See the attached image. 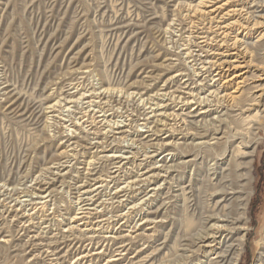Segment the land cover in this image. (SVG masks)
<instances>
[{"label": "bare ground", "instance_id": "bare-ground-1", "mask_svg": "<svg viewBox=\"0 0 264 264\" xmlns=\"http://www.w3.org/2000/svg\"><path fill=\"white\" fill-rule=\"evenodd\" d=\"M192 3L195 4L193 5ZM182 9L185 12V20L182 17L180 18L182 14H179V16L178 14L173 15L176 19L174 22L172 21V24L169 21L167 25L168 32L166 33H169V37L172 39L177 37V40H172L171 42L178 43L183 41L185 43L181 45L183 47L180 52L185 56V60L188 61L187 64L190 65L191 74L182 73L184 70L180 68L173 70L174 74L167 78L162 86L159 89L157 88L156 92H153L152 95H148L151 93L149 91L152 90L150 83L154 82L155 84L156 79H153L151 74H148V77L143 78H148L151 81H148V84L145 83V86L142 83L143 88L138 90L134 96V99L138 96L137 101H141L142 99V102H145L143 107L149 105L145 109L146 111L139 113V116L143 117L142 121H145V124L142 125L147 128V131H144L147 136L144 137L142 131H137V133L136 131L132 132L131 135L134 137L133 140L136 144L145 145L148 149L152 148L151 153H147V149H144L145 151L141 150L144 152L143 158L141 156L142 160L138 161L135 157L136 154L134 155L130 152L131 150L123 153L119 151L122 149L120 148L122 144L119 147L115 142L129 132L125 131V128L131 129L132 123L136 119L132 114L131 118L128 119L130 116L128 114L125 117L129 121L128 124L126 122L123 125V121H111L115 118V114L108 107L110 99H108L109 96L107 94H109L110 89H105L101 85L98 88L85 90L77 83L70 85L63 94L61 93L60 96L63 95L62 98L47 103L45 107V114L51 115L53 119L60 123L59 137L65 139V142L61 143L63 150L57 156H60L59 158L63 161L61 162L60 159L55 160L56 163H53V166H51L52 170L48 171V174L52 176L47 178L48 182L44 181L39 186L37 185L39 184L38 182L31 189L17 191L13 189L7 190L6 188L0 191V209L2 210L0 218L6 221L5 224L0 221V258L4 253H8V258L12 262L13 260L19 263L25 261L24 264H96V261L101 259L107 248L104 250L102 248L100 250L99 248L93 249L92 243L95 240L93 238H100L98 237L100 233H113V236H105L104 238H108L107 242L111 241L112 246H117L118 244L120 246H117L115 250L112 249L113 251L111 250L110 253L112 255L106 257L108 259L105 263L117 264V262L124 258L122 257L124 253L127 252V246L123 245V239L128 238L131 240L134 238L135 240H140L144 236L150 237L151 234L144 235L142 231L154 229L155 224L165 223L162 221V212L168 203L160 201V195L162 194L161 187L160 185L153 186L154 188L147 187L155 184L161 178L165 184L166 179L169 180L172 172L195 166L194 162L197 156L193 160L177 161L185 159L189 155L187 152L191 148L197 150L196 147H205L208 150L204 153V157L207 152H213L215 155L213 161H219L218 164L213 162L210 166L207 165L209 168L208 170L206 169L210 176V187H212L210 196H208L209 200L214 201V204L211 210L202 211V208L198 211L200 229L192 238L190 245H187V248H182L180 251L184 254L183 258L186 262L189 261V258L196 257L199 254L204 259V261H199V264H237L244 245V234H241V232L244 233V231L248 230L246 208L251 194V165L253 154L255 153V138L252 137L254 133L251 130L253 126L257 125L259 127L264 123V86H253L257 89L255 92H261L258 96L259 100L261 99L259 103L260 107L254 117H249V113L248 116L246 115L247 117L241 119L242 123H247L246 129L236 127L228 119L232 117V114L237 112L243 116L251 110L250 107L255 106L253 104L245 108L237 102L238 96L235 97L233 94L236 95L239 91H242L239 89H242L240 86L244 87V84L248 81L255 84L264 79L262 75L253 76L246 70L253 67V56H259L264 53V0H191L185 5L183 4ZM177 10H179V6ZM164 54L177 58L180 57L174 52L173 54L171 52H165ZM247 59L248 61H246ZM166 61L172 60L167 59ZM177 61H180V59H177ZM165 67L175 68L172 62H168ZM237 69H245L246 71L233 74L231 77L225 75L227 72ZM179 79L184 80L181 82ZM178 81L181 84H178ZM232 82L235 88L231 93H228L226 92L227 86L231 85ZM191 85L195 86L190 88ZM237 89L239 90L236 91ZM14 96L10 94L7 97L9 98L8 101L14 99ZM144 97L146 98L144 99ZM17 100L11 101L13 103L8 110H11ZM114 100L111 103L120 105L121 99ZM164 101L174 102L175 105L172 103L165 106L160 105ZM69 107L74 108L71 111L73 115L71 118H69V114L68 116L62 115L63 112H70ZM137 107H139L138 104ZM14 109L15 114L20 117H25L27 114V111L20 107V105L14 107ZM35 110L30 111L31 114L29 113L30 115L27 120L37 115L35 114ZM124 110L126 111V109ZM41 111L39 109L38 114ZM108 112L110 114H107ZM66 118L69 119L65 120ZM208 118L210 119L208 120ZM175 121L179 122L178 124L181 123V126L177 125L179 129L175 128L177 127L174 126ZM252 123L253 125H251ZM77 131L78 133L76 134ZM138 132H141V134ZM105 133V137H101ZM79 134H85L87 139H89V136H92L90 140L96 141L94 143L84 141L83 137H80ZM162 135H164L163 138H161ZM116 136L120 137L116 138ZM153 136L155 138L151 139ZM204 139L207 140L204 141ZM238 139H240V143L236 145V150L228 151ZM196 140H203L204 142L198 143L195 142ZM126 147L127 149L133 148L131 145ZM91 150L95 151L92 152ZM227 151L229 152V155H227L229 157L228 160L224 157ZM89 154H92V156L87 161L80 159ZM128 154L132 156L130 157ZM159 155L161 159H157L156 161L155 158ZM169 156L170 159L167 161ZM154 160L160 166L148 168ZM98 162H108V165L112 166V170L107 171L106 174L99 173V170L96 169ZM220 165L224 166L219 168ZM152 166H155V164ZM143 169L146 171L140 173ZM64 170H67V172L61 175L60 173ZM217 170L220 171L218 172ZM72 172L76 176H73ZM160 173H164L165 175H160ZM70 177L71 180H69L67 189L70 190V195H75L76 206L74 216L64 219L68 225L64 226L66 230H61V235L58 238L50 237V242H46V235L51 234L50 225L47 223L51 220L53 221L54 218L49 219L50 214L41 213L39 215L37 211H33L36 210L37 205H41L45 209L47 202L51 201L50 199L53 197L55 191V189L53 191V189L49 188L54 187L56 182H61ZM70 181L74 182L71 183ZM110 184H113L111 188H109ZM166 184L168 185V182ZM174 184L176 183L174 182ZM5 185H1V187H6ZM42 185H48V187L45 189L46 186L43 188L41 187ZM177 187L175 189H173V186L166 187V190L170 193L168 194L169 197H166L169 202H171L170 199L178 201L180 195H175V193L182 194L184 192L183 188H179L178 183ZM159 202L161 204H158ZM138 204H142L143 207ZM137 205L139 209L142 207V211L145 208V211L140 214L138 224L136 223L130 227L133 221V217L130 215L138 210ZM41 207L39 206L38 208ZM124 209L127 211L124 212ZM54 213L52 212V215ZM5 215L6 217H4ZM159 215H161V218L158 221L156 219ZM7 218L8 220H6ZM83 220H86V222L79 223V225L83 226L82 230L80 228L76 229L77 227H74L76 225L70 226L72 223ZM34 221L36 222L34 223ZM117 222L120 226L118 225L119 227L114 229V223ZM40 225L44 227L42 226L43 228H41ZM149 225H153V227L146 230L143 229L144 226L149 227ZM124 228H127L128 231L122 230ZM35 229L37 231H34ZM21 232L27 238L26 242L15 238L14 234L19 236ZM123 232H129L131 235L127 233V235L121 236ZM75 233L78 235L75 236ZM30 234L33 235L29 236ZM132 234L136 235L132 238ZM43 242L45 243L43 244ZM77 244L79 245L78 248L76 247ZM59 245L61 247L64 246L63 249H66V251L63 253V249L59 251L57 247ZM176 246L178 247V245ZM88 247L92 248L88 249ZM129 249L131 248L129 247ZM26 255L31 256L27 258Z\"/></svg>", "mask_w": 264, "mask_h": 264}, {"label": "rangeland", "instance_id": "rangeland-1", "mask_svg": "<svg viewBox=\"0 0 264 264\" xmlns=\"http://www.w3.org/2000/svg\"><path fill=\"white\" fill-rule=\"evenodd\" d=\"M186 1L190 2L191 0H0V191L6 188L7 190L13 189L17 191L31 189L36 183L39 182V184H37L39 186L44 183V181L48 182L49 180H47V178L52 177L48 174V171L52 170L51 166H53V163H56L55 160L60 159V156L57 155L63 150L61 143H64L65 139L59 137L60 133L58 132L60 123L53 119L51 115L49 116V114H45V107L47 106V103L62 98L63 95L60 96L61 93L63 94L65 90L74 83L79 84L82 89L85 90H89V88H98L101 85L105 89H110L109 94H107V96H109L108 99H110V103H108L110 105H108V107H110L109 109L115 114V118L111 121H123L122 124L124 125L126 122V124L129 122L127 118H125L128 114L130 115L128 119H130L132 115L135 116L134 118L136 121L132 123V130L125 128V131L129 132L121 139L119 138L120 136H116L119 140L117 139L115 144L119 147L122 144L120 147L122 149L119 150L121 153L131 150L130 152L134 155L136 154L135 157L138 161L143 158L142 155L144 152L141 150L147 149V153H151L153 150L152 148L148 149L145 145L141 146L140 144L138 145V143L136 144L133 140L134 137L131 135L132 132L136 131L137 133V131H142L144 137L147 136L144 132L147 131V128L142 125L145 124V121H142L143 117L139 116V113L146 111L145 109H147L149 105L143 107L145 102H142V99L141 101H137L138 96H136L135 99L134 96L138 90L143 88L142 83L145 86L148 84V81H151L148 78H143L148 77L150 74L153 79H156V83H150L152 90L149 91L151 93L148 95H152L153 92H156L157 88L159 89L163 82L174 74L172 71L175 69L177 70L180 68L184 70L182 73L191 74V69L189 68L190 65L187 64L188 61L185 60V56L180 52L183 47L181 45H184L185 43H183V41L178 43L171 42L172 40H177V37L172 39L169 37V33H166L168 32L167 25L169 24V21L172 24V21L174 22L176 19L173 15L178 14L179 16V14H182L180 15V18L182 17V19L185 20V12L182 8L183 4L185 5L187 3ZM173 6L175 7L173 8ZM178 6L179 10H177ZM178 11H180V13H178ZM169 44L170 46H168ZM165 52H171L172 54L173 52L175 54L180 52L178 54L180 57L167 56L164 54ZM167 59L172 60L168 62H172V65H174L175 68L165 67V65L168 64L166 61ZM177 59H180V61H177ZM252 60L253 67L247 68L246 70H248L253 76L262 75L264 78V53L259 56H253ZM184 61L186 62L184 63ZM246 61H248V59ZM246 70L237 69L229 71L225 75L231 77L233 74H239L241 71ZM183 80L179 79L181 82H183ZM178 84L181 83L179 82ZM231 85L233 86V82ZM231 85L227 86L228 88L226 87V92L231 93L233 91L235 86L232 87ZM257 85L264 86V79L255 84L248 81L244 84V87L240 86L242 89H239L242 91H239L236 95L233 94L235 97L238 96L237 102L245 108L249 107L248 105H255L250 107L251 112L249 111L243 116L237 112L232 114V117L228 119L240 129L247 128V123H242L241 119L247 117L249 113V117H254L260 107L259 103L261 99L259 100L258 96L261 92H255L257 89L254 88ZM194 86L195 85H191L190 88ZM129 92L130 94H128ZM8 94L15 95V98L11 99V101L18 99L11 110L8 109L13 102L11 103V101H8ZM118 96L121 97L119 98ZM145 98L146 97H144V99ZM118 99H121L120 105L123 109L117 103H111L113 100L117 101ZM170 103L175 105L174 102L170 101H164L160 105L165 106ZM137 104L139 107H137ZM18 105L27 111L25 117H20L15 114L14 107ZM36 108L38 109L35 110ZM69 108L70 112H63L62 115L68 116L69 114V118H71L73 117L71 111H73L74 108ZM39 109L42 111L38 114ZM124 109H126V111ZM32 110H35V114L37 115L31 117L32 119L27 120L28 116L31 114L30 111L32 112ZM110 112L107 114H110ZM69 118H66L65 120H68ZM209 119L210 118H208V120ZM175 122L174 126H181V123L178 124L179 122ZM251 125H253V123ZM178 126L175 128L179 129ZM150 129L152 128L150 127ZM251 132L254 133H252V137L255 138V153L253 154V162L251 165V194L246 208V224L248 230L244 231V233L241 232V234H244V245L237 264H264V123L259 127L257 125L253 126ZM77 133L78 131L76 134ZM138 133L141 134V132ZM79 135L80 137H83L84 141H91V143L96 141L90 140L92 136H89V139H87L85 134ZM105 135L106 133L102 134L101 137H105ZM163 137L164 135H162L161 138ZM154 138L155 136L151 137V139ZM205 140L207 139H204V141ZM204 141L196 140L195 142L200 143ZM239 143L240 139L236 140L228 151L235 149L236 145ZM130 145L133 146V148L127 149L126 146ZM196 148L197 150L191 148V150L187 152L189 155L185 159L177 161L193 160L194 157L197 156V160L195 159L194 162L195 166L193 165V167L190 166L186 169L172 172L169 178V180H171L169 181L166 179L165 184L161 178L158 179L156 183L154 182L155 184L147 187L154 188L153 186L160 185L162 192L160 195V201L168 203L165 206V210L162 212V221L165 223L158 225L155 224L154 229L151 230L146 229L153 227V225H149V227L144 226L143 229L146 231L143 230L142 232H144V235L151 234L150 237L144 236L141 237L142 240H135L133 237L137 234L136 233L134 235L132 234L134 240L128 238L123 239V245L127 246V252L124 253L122 256L124 258L117 262V264H199V261H204L202 256L198 254V256L189 258V261L186 262L183 258L184 254L180 251L182 248H187V245H190L192 238L200 229V224L198 223L200 221L198 211L202 208V211L211 210L214 204V201L209 200L212 187H210L211 181L207 170L209 168L208 166L213 162L218 164L219 161H213L215 157L213 152H207L204 157V153L208 148ZM91 151L94 152L95 150ZM228 151L224 156L226 157V160L229 159V157H227V155H229ZM90 156H92V154L86 155L80 159L82 161H87ZM129 156L131 157L132 155ZM80 159L79 161H81ZM157 159L160 160L161 156L159 155L155 158L156 161ZM169 159L170 156L167 158V161H169ZM155 160L148 168L160 166L158 163H155ZM62 161L63 160H61V162ZM154 164L155 166H152ZM96 166L99 173L102 172L101 174H106L107 171L112 170V166L108 165V162H98ZM221 166L222 165H220L219 168H221ZM129 169H131V167H129ZM67 170H64L60 174L64 175ZM145 171L146 170L143 169L140 173ZM217 171L219 172L220 170ZM71 174L76 176L73 172ZM160 175L165 174L160 173ZM69 180H71V177L62 180L61 182L58 181L54 187L49 188L53 189V191L55 189V191L53 197L50 199L51 201L47 202V205L45 206L46 210L44 207H41V205H37L36 210L33 211H37V214L39 215L41 213L46 215L50 214L49 219L52 217L54 218L53 221L51 220L47 223L50 225L51 234L46 235V242H50V237L58 238L61 235V230H66V228L64 229V226L68 225L66 224L67 221L64 219L74 216L76 206L75 195H70V190L67 189V186H69ZM70 182L73 183L74 181ZM167 182L168 185L166 184ZM174 182L176 184H174ZM177 183L179 184V188H183L184 194L175 193V195H180L178 198L179 200L175 201V199H170L171 202H169L166 197L168 198V194L170 193L166 189L168 186H173V189H175ZM4 184H6V187L2 188L1 185ZM112 186L113 184H110L109 188ZM41 187H45L46 189L48 185H42ZM36 202L41 203L42 201ZM161 202L158 204H161ZM138 205L142 206V204ZM138 205V210L135 211L136 214L133 213L130 215L133 217L130 227L136 223L138 224L140 214L145 211V208L144 211L141 210L143 206L139 209ZM39 206L41 208H38ZM1 211L2 210L0 209V212ZM126 211L124 209V212ZM52 212L55 213L52 215ZM4 217H6V215ZM160 218L161 215L157 216L156 220L159 221ZM1 219L2 218H0L1 223L5 224L6 221ZM6 220H8V218ZM35 222L36 221H34V223ZM80 222L85 223L86 220L72 223L70 226L76 225L74 226L75 228L77 227L76 229L80 228L82 230L83 226L79 225ZM119 223H114V229H117L120 226ZM40 226L41 228L44 227L43 225ZM122 230L128 231L127 228ZM34 231H37V229ZM127 233L130 234L129 232H123L121 236L127 235ZM22 234L23 233L21 232L19 236L15 234L14 236L16 239L26 242L27 238ZM32 235L33 234H30L29 236ZM76 235L78 234L75 233V236ZM110 235L113 236V233H100L98 236L100 238H93L95 239L92 243L93 249L99 248L100 250L102 248V250H104L107 248L110 250L106 249L104 255L101 259L96 261V264H106L105 262L108 259L106 257L112 255L110 253L111 250H115L117 246H120V244L112 246L111 241L107 242L108 238L104 237H111ZM70 239H72V237H70ZM261 239H263V242ZM44 243L45 242H43V244ZM176 245H178V247ZM175 246L178 248L177 251ZM57 247L60 251L64 246L61 247L59 245ZM76 247L78 248L79 245L77 244ZM129 247L131 249H129ZM91 248L88 247V249ZM65 251L66 249H63L62 253ZM30 256L31 255H26L27 258ZM134 256H136V258H134ZM8 257V253H4L0 258V264L25 263V261L19 263L14 260L12 262Z\"/></svg>", "mask_w": 264, "mask_h": 264}]
</instances>
